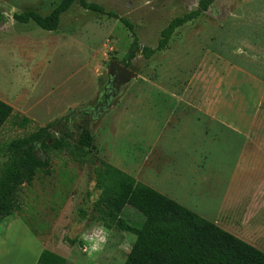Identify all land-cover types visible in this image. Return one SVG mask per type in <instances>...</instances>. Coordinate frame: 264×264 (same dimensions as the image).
Listing matches in <instances>:
<instances>
[{"label": "rangeland", "instance_id": "374dc122", "mask_svg": "<svg viewBox=\"0 0 264 264\" xmlns=\"http://www.w3.org/2000/svg\"><path fill=\"white\" fill-rule=\"evenodd\" d=\"M59 1L0 0V99L13 108L0 129V162L11 139L72 113L68 128H51L56 136L68 129L69 145L38 150L49 163L19 192L14 214L34 237L66 264L124 263L135 236L94 220L98 158L198 214H219L234 225L258 213L264 200V0H214L177 28L164 49L149 58L136 50L130 59L134 40L120 17L133 24L141 45H154L161 28L199 0H89L117 17L76 3L53 31L12 17L27 9L48 13ZM110 61H129L137 74L115 82L113 95L119 72L110 71ZM23 117L30 121L23 124ZM81 126L94 136L85 157L72 150ZM229 202L232 208L223 209ZM120 215L135 226L144 220L130 205ZM262 222L246 232L264 251ZM96 233L106 242L92 252L84 236Z\"/></svg>", "mask_w": 264, "mask_h": 264}, {"label": "trees", "instance_id": "16d2710c", "mask_svg": "<svg viewBox=\"0 0 264 264\" xmlns=\"http://www.w3.org/2000/svg\"><path fill=\"white\" fill-rule=\"evenodd\" d=\"M213 1L199 0L197 7L172 17L161 28L154 45H141L133 24L120 17L134 40V49L128 59L136 50H140L144 58H149L164 49L177 28L200 16ZM76 3L84 9L117 17L116 13L106 11L101 4L89 0H60L48 13L27 9L13 12L12 17L18 22L32 21L44 30L53 31L58 29L61 15ZM4 17L5 13L0 10V21ZM121 63L129 67V61ZM12 111V106L0 99V129ZM71 114L67 113L5 144L4 160L0 162V220L19 208L21 186L29 185L36 172L48 165L49 159L40 157L37 151L48 153L51 149L69 145L67 138L71 133L68 129L56 136L51 128L55 131L68 128ZM28 121L29 118H22L23 124ZM93 141L90 129L81 126L72 143L73 154L85 157ZM93 172L95 187L100 190L93 204L97 211L94 220L101 222L106 229L115 227L135 236L123 264H264V251L104 159H97ZM125 205L132 206L143 215L141 226L132 225L121 217ZM35 264H66V259L43 248Z\"/></svg>", "mask_w": 264, "mask_h": 264}, {"label": "crops", "instance_id": "0c3cea01", "mask_svg": "<svg viewBox=\"0 0 264 264\" xmlns=\"http://www.w3.org/2000/svg\"><path fill=\"white\" fill-rule=\"evenodd\" d=\"M22 114L24 115L25 112ZM262 196L264 197V194ZM254 199L256 198L252 197L251 202L255 205V202L252 201ZM230 208H232V202L227 203L225 208L223 207V209L226 210ZM259 210L260 211L254 214L252 217H244V220L242 219V221L234 225L222 222V219L220 218L221 216H219V214L204 215L201 212L200 214L204 215V218L206 219H211L212 222L216 223L221 228L246 241L247 243L259 247V244L261 243L254 241L252 237L246 232L247 229H250L254 226H259V224H263L264 200L263 205ZM195 211L196 210H194V212ZM222 212L225 213V211ZM43 248H45V242L40 243L38 239H36L34 235L27 229L24 223L19 220L14 212L0 220V264H35Z\"/></svg>", "mask_w": 264, "mask_h": 264}, {"label": "water", "instance_id": "95a60500", "mask_svg": "<svg viewBox=\"0 0 264 264\" xmlns=\"http://www.w3.org/2000/svg\"><path fill=\"white\" fill-rule=\"evenodd\" d=\"M9 11L11 13V10H9ZM109 65H110L109 69L111 72H114L115 69H117L119 72V75L114 76V78L112 80L113 83L117 82L118 80L124 81V80L131 78V77H135L137 75L133 70L129 69L128 67H126V66H124V65H122L116 61H110ZM110 106H111V104L107 105V107H110Z\"/></svg>", "mask_w": 264, "mask_h": 264}, {"label": "clouds", "instance_id": "9594fccd", "mask_svg": "<svg viewBox=\"0 0 264 264\" xmlns=\"http://www.w3.org/2000/svg\"><path fill=\"white\" fill-rule=\"evenodd\" d=\"M100 231L103 232L104 230L101 229ZM84 239L89 242L92 252L101 250V244L106 242V237L104 235H100L99 233L92 236L85 235Z\"/></svg>", "mask_w": 264, "mask_h": 264}, {"label": "flooded vegetation", "instance_id": "af4514ba", "mask_svg": "<svg viewBox=\"0 0 264 264\" xmlns=\"http://www.w3.org/2000/svg\"><path fill=\"white\" fill-rule=\"evenodd\" d=\"M122 64V63H121ZM123 65V64H122ZM129 68V67H128ZM118 75V74H117ZM115 76V75H114ZM115 85L116 84H114L113 82L111 83V85H110V89H111V94H112V92H114L115 91ZM114 90V91H113ZM113 95V94H112ZM109 102H110V95H107V103L109 104ZM107 105V104H106ZM77 112V111H76ZM69 123V122H68ZM79 128H81V127H79ZM78 128V129H79ZM79 132H80V130H79Z\"/></svg>", "mask_w": 264, "mask_h": 264}]
</instances>
